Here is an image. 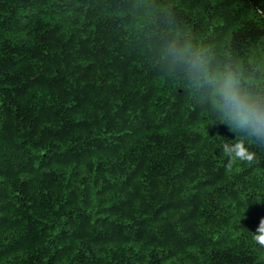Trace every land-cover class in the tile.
Wrapping results in <instances>:
<instances>
[{
  "label": "trees",
  "instance_id": "obj_1",
  "mask_svg": "<svg viewBox=\"0 0 264 264\" xmlns=\"http://www.w3.org/2000/svg\"><path fill=\"white\" fill-rule=\"evenodd\" d=\"M186 47L264 92V0H0V264H264V146Z\"/></svg>",
  "mask_w": 264,
  "mask_h": 264
},
{
  "label": "clouds",
  "instance_id": "obj_2",
  "mask_svg": "<svg viewBox=\"0 0 264 264\" xmlns=\"http://www.w3.org/2000/svg\"><path fill=\"white\" fill-rule=\"evenodd\" d=\"M174 56L187 65L194 81L209 89L210 99L224 125L264 146V92L249 88L244 74L231 64L214 68L202 49H175ZM260 231L264 232V225ZM261 236L264 235L258 236L259 240Z\"/></svg>",
  "mask_w": 264,
  "mask_h": 264
},
{
  "label": "snow or ice",
  "instance_id": "obj_3",
  "mask_svg": "<svg viewBox=\"0 0 264 264\" xmlns=\"http://www.w3.org/2000/svg\"><path fill=\"white\" fill-rule=\"evenodd\" d=\"M260 240L264 241V236H261V237H260Z\"/></svg>",
  "mask_w": 264,
  "mask_h": 264
}]
</instances>
